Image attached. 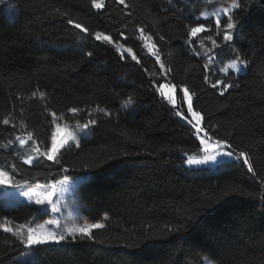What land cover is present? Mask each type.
Instances as JSON below:
<instances>
[{"label": "trees", "instance_id": "16d2710c", "mask_svg": "<svg viewBox=\"0 0 264 264\" xmlns=\"http://www.w3.org/2000/svg\"><path fill=\"white\" fill-rule=\"evenodd\" d=\"M125 2L127 9L117 0H104L100 10L91 8V0L0 5V121H11L0 123V144L28 130L50 146V113L62 121H97L90 139L61 149L60 164L46 159L24 164L18 149L0 147V166L9 170L14 163L18 180L88 174L78 187L82 215L104 225L93 230L94 240L69 238L29 248L31 257L20 264H194L203 255L217 264H264V5L238 0L241 8L233 10V18L240 26L227 50H219L220 62L237 55L249 61L245 72L210 68L205 83L206 59L196 54V42L185 43L187 33L205 24L209 33L203 35L213 36V20L195 14L205 5L231 0ZM67 18L132 48L140 63L127 56L122 60L111 45L67 25ZM140 28L160 49L171 69L167 77H161L138 38ZM217 79L232 85L223 96L210 87ZM159 83L195 92L194 108L204 115L203 125L237 152L245 151L254 173L242 161L215 170L184 167L186 155L197 153L200 144L155 91ZM33 92L45 93V99L33 98ZM130 98L133 111L124 112ZM73 107L81 111L73 115L68 111ZM36 212L30 205L0 203V220L13 225ZM25 250L16 237L0 231V264H17Z\"/></svg>", "mask_w": 264, "mask_h": 264}, {"label": "snow or ice", "instance_id": "6c2138e0", "mask_svg": "<svg viewBox=\"0 0 264 264\" xmlns=\"http://www.w3.org/2000/svg\"><path fill=\"white\" fill-rule=\"evenodd\" d=\"M9 0H0V5L8 3ZM120 5H124L127 9L129 7L126 4L125 0H117ZM171 3V0H169ZM105 7L104 0H91V8L100 10ZM241 4L238 0H231V3L222 8H217L212 12L201 11L200 16L209 19L211 17H215V28L217 37L219 35L223 36V40L220 43H217V39H214L213 36L208 35L205 36V40L211 41L212 47L207 49L204 55L207 57V60L204 64V82L209 83V71L212 66L213 60L217 55H223V52L218 53L217 49L227 50V46H230L233 41V36L235 30L240 26L239 22L233 18V10L240 9ZM59 10H57L58 12ZM63 17H67V13H59ZM226 17L227 23H222V18ZM67 25L72 26L74 29L79 30L81 33H85L88 36L93 37L96 41H101L104 44L111 45L116 49V51L120 54V58L123 60L126 58V54L130 55L131 60L136 63H140L137 55L133 52L132 48H125L123 45H120L113 41L110 35H107L101 31L91 32L87 27H84L81 23L77 22L72 18H67ZM209 29L205 24H198V26L190 27L187 36L188 40L185 41L187 44H192L196 42L195 38H198L201 33L207 32ZM140 36L138 37L141 40L145 41L144 47L147 48V53L155 58V63L159 65V73L161 77H167L171 71V69L167 68L165 62L162 58V54L160 49L157 47L155 42L148 43L152 40L151 35L147 37L144 34V29H139ZM123 35V33H121ZM160 40H164V36L159 37ZM195 51V50H194ZM200 55V53H196ZM93 55L92 52H87L86 56L91 58ZM249 61L243 60L239 55L236 56L230 63L227 64L226 67H222L219 69L220 72H226L228 69H234L236 71H240L237 67L238 65H243L247 67ZM155 91L160 95V97L166 101L171 107L175 110L174 115L179 118L180 121L186 123V125L190 126V130H194V135L199 138L200 149L203 153L202 159H196L194 157H189L187 163L189 164H204L210 161H215L218 156H226L233 157L235 156L237 160L242 159L243 165L247 166V170L250 173H254L253 166L247 156L245 151H239L233 147V145L227 139H220L214 137L210 134V131L203 125V121L205 119L204 115L201 111L196 110L194 108V97L196 96L195 92H190L188 87L183 86V98L181 101H177L175 92L177 90V85L171 83H159L153 85ZM210 87L212 89H219V94L223 96L231 87L230 83H224L222 80L217 79L214 83H210ZM32 97L36 99L43 100L45 99V93L40 92L37 97V93L33 92ZM131 104V98L129 102L124 105L125 108L129 107ZM186 104V111L183 108V105ZM68 111L75 115L79 111L78 108H70ZM103 111V110H101ZM53 117L52 124L54 125L53 130L51 131V144L47 145V141H37L35 138V134L33 131L24 130L21 135H17L15 137V142L23 147L26 146L29 142L33 145L31 148V155H28L24 158V164L31 165L34 162L40 159H46L47 161H51L54 164H60L61 161L58 158V154L61 149L65 147L69 141L78 140L77 132L71 130L67 126L61 127V125L57 122V117L55 113L51 114ZM105 115H109V113L105 112ZM3 125H9L11 123L8 117H5L2 121H0ZM97 121L94 119H89L87 123L77 124V128L80 131L91 128L96 125ZM12 127L15 128L16 125L12 124ZM26 126L21 123V129H25ZM14 143L13 140H8L5 144H0V147L8 148L10 145ZM41 144L44 145V148H41ZM79 147V145H77ZM122 155H129V153L125 152ZM112 159V157H109ZM87 167V166H86ZM7 165L0 166V186L12 187L20 190V194L26 197L29 201H33L37 205H47L50 207L52 213H59L61 211V205L58 199H54L58 192L63 191V184L67 181V177H65L64 181L54 183V184H36V186L29 187L27 191L24 190V186L28 185V180H18L15 178L16 165L13 163L9 170H6ZM10 171L13 173L10 175ZM61 171H67V169L62 168ZM264 183V181H262ZM264 199V197H261ZM12 221H6L4 223H0V231L3 233L11 234V236L16 237L26 248H32L36 245H46V244H60L63 241L68 240L69 238L72 241L79 240H94L95 237L93 235L94 229L103 228L104 225L100 223H84L82 225H73L69 228L61 229L58 227L57 220H51L47 223L35 224L33 226L31 223H21L17 224L15 227L9 226ZM56 226V227H53ZM171 231H179L178 228L168 229ZM167 233H164L166 235ZM148 239V237H145ZM210 264V262H208Z\"/></svg>", "mask_w": 264, "mask_h": 264}, {"label": "rangeland", "instance_id": "374dc122", "mask_svg": "<svg viewBox=\"0 0 264 264\" xmlns=\"http://www.w3.org/2000/svg\"><path fill=\"white\" fill-rule=\"evenodd\" d=\"M228 5H221V4H208V5H205L198 11V13L195 14L196 18H198V19H206L205 17L200 16L201 11L212 12V11H214L217 8L226 7ZM5 11H6V13H9L10 12V8L9 7L5 8ZM209 19H212L214 24H215V17H211ZM222 23H227L226 17L222 18ZM235 32H236V30H235ZM208 33H209V30L207 31V34ZM205 36H208V35H203V33H201L200 36L198 38H195V39H196V46H197V50L196 51H197V53H200V55L203 56L207 60V57L204 55V53L206 52L207 49L212 47V44H211V41L204 39ZM219 37H221V40H223V36L222 35H219ZM213 38L217 39L216 28H215V34L213 35ZM220 42L221 41L217 40V43H220ZM118 44H120V43H118ZM219 50L220 49H217L216 51L219 53ZM126 56L130 57V55H128V54H126ZM235 58H236V56H231L228 59H225L224 61L220 62L219 59H218V55H217L216 58L212 62L211 69L219 71L220 68L226 67L227 64L230 63ZM237 67L240 69V71H236L234 69H228L226 72L233 71V72H236L238 74H241V73L245 72V69H246L245 66L238 65ZM221 73H225V72H221ZM175 96H176V99H177L178 102L182 100V98H183L182 88H180V89L177 88V90L175 92ZM124 105L122 107V110L124 112H132L133 111V108H132L133 105H134L133 102H131L130 106L127 107V108H125ZM183 108L186 111V104L183 105ZM105 112H107V113H109V115H111L110 111H107V110L101 111V113H104V114H105ZM51 114L52 113H50V116H51V119L53 120V117H52ZM109 115H107V116H109ZM57 122L61 125V127L67 126L71 130H74V131L77 132V136L79 137L78 140L69 141V143H72V142L73 143H78V142H80L82 140H87V139L91 138L92 129H93L94 126H92L89 129L80 131L77 128V124H81L82 125V123H79L77 121H62L60 118H58ZM53 128H54V125H53ZM53 128H52V130H53ZM195 137H196V139L199 142V138L197 136H195ZM50 144H51V139H50ZM199 144H200V142H199ZM11 146H13L14 148L19 150L20 157H21L22 161L28 155L32 154L31 153V148L33 147V145L31 144V142H29L26 146L21 147L18 144V142L14 141V143ZM189 157H194L196 159H202L203 153L201 151H198L197 153L187 154L186 155V160L184 162V167H186L188 169L208 168V169L215 170L218 167H223L226 163H229V162H233V161H242L243 162L242 159L237 160V158L235 156H233V157L218 156L215 161H210L208 163H204V164H189V163H187V160H188ZM65 177H67V181L63 184V191L58 192L56 194V196L54 197V199H58L59 200V203L61 205V211L59 213H52L49 206H47V205H37L33 201H29L26 197L22 196L20 194V190L19 189L12 188V187H7V186H0V203L5 208H10V207L17 206V205H20V204H25V205H30V206L35 207L37 209L36 215H34L29 220L23 222L25 224L26 223H31L33 226H35V224L47 223L48 221H51V220H57L59 222L58 223V227L61 228V229L69 228V227H71L73 225H82L84 223H100V224H103L102 221L89 222V221L85 220L83 218V215H82L84 205L80 201L79 194H78V187H79V185L81 184L82 181H84L85 179L88 178V174H77V175H74V176H62V177H56V178H53V179H50V180H46V181H42V180H39V179H32V180H29L28 185L24 186V190L27 191L29 187H33L34 188L36 186V184H46V183L54 184V183H58V182L64 181ZM37 213L38 214L45 213L47 216H45L44 218L41 219L40 216H38ZM6 221H8V220H0V223H4ZM16 225H13L11 223L9 226L15 227ZM53 227H56V226H53ZM25 249L26 250L16 259V263L17 264H20L24 260L29 259L31 257V251L29 250V248L25 247ZM208 262H210V264H217V262H215L214 260L210 259L206 255L201 256L199 258L198 262H196L194 264H208Z\"/></svg>", "mask_w": 264, "mask_h": 264}, {"label": "water", "instance_id": "95a60500", "mask_svg": "<svg viewBox=\"0 0 264 264\" xmlns=\"http://www.w3.org/2000/svg\"><path fill=\"white\" fill-rule=\"evenodd\" d=\"M259 4L264 5V0H259Z\"/></svg>", "mask_w": 264, "mask_h": 264}]
</instances>
